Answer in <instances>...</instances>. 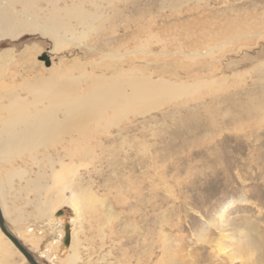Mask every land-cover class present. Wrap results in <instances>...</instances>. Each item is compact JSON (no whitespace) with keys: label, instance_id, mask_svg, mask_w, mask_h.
Listing matches in <instances>:
<instances>
[{"label":"rangeland","instance_id":"1","mask_svg":"<svg viewBox=\"0 0 264 264\" xmlns=\"http://www.w3.org/2000/svg\"><path fill=\"white\" fill-rule=\"evenodd\" d=\"M89 2L54 3L97 14L91 30L75 20L72 30H61L64 42L76 44L56 53L40 34L0 41V51L11 49L16 59L0 68L1 118L7 92L56 84V75L66 80L58 74L71 64L81 68L74 77L84 74L74 85L79 95L88 78L109 77L110 64L122 71L144 60L147 72H162L153 79L218 84L106 133L93 127L70 154L40 146L13 160L26 179H39L35 187L18 178L6 186L4 210L13 220L5 217L6 226L37 264H69L74 254V264H264V0H94L96 8ZM34 6L51 8L46 0ZM208 33L222 45L201 57ZM33 46L34 57L19 61L17 54ZM97 50L119 57L101 60L108 54ZM60 160L75 167L63 187L50 177ZM10 168L0 160V178ZM73 198L81 201L79 220L68 204ZM59 201L62 223L80 245L76 253L50 239L58 237V227L49 230L55 216L37 217ZM0 248L3 261L18 264L10 245Z\"/></svg>","mask_w":264,"mask_h":264},{"label":"bare ground","instance_id":"2","mask_svg":"<svg viewBox=\"0 0 264 264\" xmlns=\"http://www.w3.org/2000/svg\"><path fill=\"white\" fill-rule=\"evenodd\" d=\"M93 1L89 3L92 7L96 8ZM35 2L36 0H0V41H17L21 36L26 34H40L42 37L49 39L51 44H53L50 53L52 54L56 53L63 45L67 43L72 44L64 42L59 34L61 30L73 29L71 21L75 20L74 24L82 25L83 28L86 26L91 30L93 27L91 23L97 18L96 12L84 14L81 6L71 4L70 6H64V8H56L53 5L55 2L57 3V0H53L52 2L46 0V3L50 4L51 8L44 10L39 7L35 8ZM16 4L21 6L20 10L16 9ZM204 38L206 42L203 43L204 51L201 57H207L208 55L211 57L214 50L219 49V46L222 44L214 40L216 37L210 33L204 34ZM173 40L175 39L173 38ZM35 52V46L31 48L24 47L17 54L18 60L27 62L31 57H34ZM96 52L97 54L103 52L108 54L107 56L103 55V57H100L101 60H105V58L108 60L113 58L118 59L119 57L113 51L97 50ZM181 56L185 60H189L192 55ZM11 61H16L11 49L7 48L0 51V68L10 64ZM143 62L145 64L143 66L139 64L132 65L122 71H117L115 63L110 64V76L98 74L88 78L91 82L88 81L89 86L82 95L74 93V85L78 77L81 78L84 74L74 77L72 72L75 68L77 70L81 68L76 64H71L70 66L62 67V70L58 74L62 77H67L66 80L60 79L56 75L54 77L56 84L52 82L49 86L37 85V87H33L36 84L30 83L26 84L24 89H19L18 87L22 93L11 90L2 97L9 104L7 107L3 106L5 114L2 118L0 117V160L11 166L9 170L4 171V174L1 175L3 177L0 178V210L3 218L6 217V219L10 220L4 210V197L6 195L5 188L11 184L12 178L25 179V185L32 184L33 187L37 185V179H39L37 177V179H26V171L24 169L13 168V160L20 159L22 154L33 153L40 146L55 151L61 148L65 153L70 154V151L74 150L75 145H80L81 139H85L87 135L91 134L90 131H93L94 128H100V132L106 133L110 128H115V126L119 125L121 121L128 119V117L149 114L170 103L172 100L182 101V97L191 96V94L200 89L205 90L212 87L211 85L218 84L214 79H211L209 82L201 81L190 84L153 79V72L156 74H162V72L156 70L157 68L154 67L151 68L152 72H147L146 69L150 67L148 66L150 61L144 60ZM105 66L103 65V67ZM135 73L139 76L136 77ZM121 75L123 77H120ZM91 126L92 130H89ZM65 135H67L66 138L68 139L64 137V140L63 136ZM83 149V153L86 154L87 150L85 149L87 148ZM30 157L32 162H35L34 156ZM59 164L58 169L52 170L50 177L52 178L53 186L63 187L65 183H69L72 180L75 167L71 161L65 164L60 160ZM76 166L78 168L80 165L77 164ZM76 198L78 199L80 196ZM76 198L70 200L68 204L73 214L77 216L75 219L79 220L78 211L81 201ZM62 206L63 201H59V203L47 207V210L41 212L37 217L44 215L55 216V218L60 220L61 222L57 224L56 221L58 220L54 219L52 224L49 225V230H53L52 228L55 226L59 228L55 230V235L58 237L50 239L57 241L59 246H61L60 242L62 241V245L66 247V250H72L76 253L80 245L75 246L74 243L73 246L74 231L71 229L67 231L65 224H61L64 216L63 211L59 208ZM17 220L19 218L15 221ZM15 230L17 229L15 228ZM9 232L11 231L9 230ZM18 241L20 242V240ZM1 242H6L15 250L18 264L28 263L25 256L20 255L10 240L0 232ZM21 243L24 245L23 242ZM74 256V258L68 257L69 264H74L77 260L78 256L76 254ZM6 257V252L0 248V264H7L3 261ZM33 257L35 259V256Z\"/></svg>","mask_w":264,"mask_h":264},{"label":"water","instance_id":"3","mask_svg":"<svg viewBox=\"0 0 264 264\" xmlns=\"http://www.w3.org/2000/svg\"><path fill=\"white\" fill-rule=\"evenodd\" d=\"M0 232L2 235L6 236L10 240V242L13 244L16 250L20 253V255L25 256L29 264H37L33 255L30 254L27 248L21 242H19L18 239L15 236H13L11 232H9L5 224V220L1 215V210H0ZM66 243H67V240H66Z\"/></svg>","mask_w":264,"mask_h":264},{"label":"crops","instance_id":"4","mask_svg":"<svg viewBox=\"0 0 264 264\" xmlns=\"http://www.w3.org/2000/svg\"><path fill=\"white\" fill-rule=\"evenodd\" d=\"M6 219V218H5ZM63 224V223H62ZM9 229V228H8ZM12 232V231H11ZM13 233V232H12Z\"/></svg>","mask_w":264,"mask_h":264}]
</instances>
